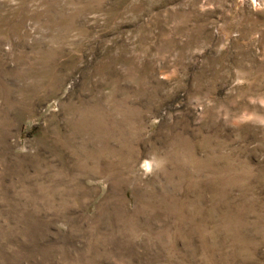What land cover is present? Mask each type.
Returning <instances> with one entry per match:
<instances>
[{
  "label": "rangeland",
  "instance_id": "rangeland-1",
  "mask_svg": "<svg viewBox=\"0 0 264 264\" xmlns=\"http://www.w3.org/2000/svg\"><path fill=\"white\" fill-rule=\"evenodd\" d=\"M0 264H264V0H0Z\"/></svg>",
  "mask_w": 264,
  "mask_h": 264
}]
</instances>
